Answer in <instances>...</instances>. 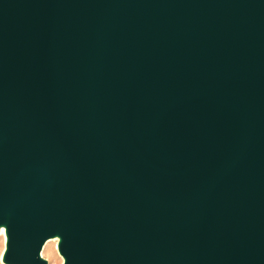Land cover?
Returning <instances> with one entry per match:
<instances>
[{
    "label": "water",
    "instance_id": "obj_1",
    "mask_svg": "<svg viewBox=\"0 0 264 264\" xmlns=\"http://www.w3.org/2000/svg\"><path fill=\"white\" fill-rule=\"evenodd\" d=\"M5 264H264V0H0Z\"/></svg>",
    "mask_w": 264,
    "mask_h": 264
},
{
    "label": "rangeland",
    "instance_id": "obj_2",
    "mask_svg": "<svg viewBox=\"0 0 264 264\" xmlns=\"http://www.w3.org/2000/svg\"><path fill=\"white\" fill-rule=\"evenodd\" d=\"M6 243L7 239L5 238V235L2 234L0 236V254H2V262L6 251ZM49 244L50 247H43L41 250V258L44 259L47 264H63V259L58 252V241L50 242ZM3 264L5 263L3 262Z\"/></svg>",
    "mask_w": 264,
    "mask_h": 264
},
{
    "label": "bare ground",
    "instance_id": "obj_3",
    "mask_svg": "<svg viewBox=\"0 0 264 264\" xmlns=\"http://www.w3.org/2000/svg\"><path fill=\"white\" fill-rule=\"evenodd\" d=\"M5 235V238L7 239V235H6V229H5V227L4 226H0V236L1 235ZM54 241H58V244H59V242L61 241V239H60V237H58V236H54V237H52V238H50V239H48L47 241H45V243L43 244V246H42V249H43V247H50V242H54ZM45 245V246H44ZM41 249V250H42ZM62 257V256H61ZM40 258H41V255H40ZM42 259V258H41ZM62 259H63V264H64V262H65V260H64V258L62 257Z\"/></svg>",
    "mask_w": 264,
    "mask_h": 264
},
{
    "label": "snow or ice",
    "instance_id": "obj_4",
    "mask_svg": "<svg viewBox=\"0 0 264 264\" xmlns=\"http://www.w3.org/2000/svg\"><path fill=\"white\" fill-rule=\"evenodd\" d=\"M0 264H3V262H2V254H0Z\"/></svg>",
    "mask_w": 264,
    "mask_h": 264
}]
</instances>
